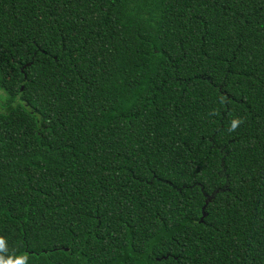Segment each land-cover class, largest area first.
<instances>
[{
    "label": "trees",
    "instance_id": "16d2710c",
    "mask_svg": "<svg viewBox=\"0 0 264 264\" xmlns=\"http://www.w3.org/2000/svg\"><path fill=\"white\" fill-rule=\"evenodd\" d=\"M0 263L264 264V0H0Z\"/></svg>",
    "mask_w": 264,
    "mask_h": 264
},
{
    "label": "water",
    "instance_id": "95a60500",
    "mask_svg": "<svg viewBox=\"0 0 264 264\" xmlns=\"http://www.w3.org/2000/svg\"><path fill=\"white\" fill-rule=\"evenodd\" d=\"M23 88V87H22ZM1 264V263H0Z\"/></svg>",
    "mask_w": 264,
    "mask_h": 264
},
{
    "label": "clouds",
    "instance_id": "9594fccd",
    "mask_svg": "<svg viewBox=\"0 0 264 264\" xmlns=\"http://www.w3.org/2000/svg\"><path fill=\"white\" fill-rule=\"evenodd\" d=\"M235 123V122H234Z\"/></svg>",
    "mask_w": 264,
    "mask_h": 264
}]
</instances>
